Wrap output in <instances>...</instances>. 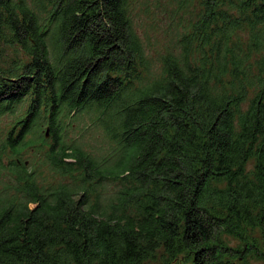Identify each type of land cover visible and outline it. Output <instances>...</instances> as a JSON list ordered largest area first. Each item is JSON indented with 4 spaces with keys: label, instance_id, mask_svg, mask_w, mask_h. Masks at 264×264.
<instances>
[{
    "label": "trees",
    "instance_id": "1",
    "mask_svg": "<svg viewBox=\"0 0 264 264\" xmlns=\"http://www.w3.org/2000/svg\"><path fill=\"white\" fill-rule=\"evenodd\" d=\"M173 1L155 71L146 0H0V264L264 263V0Z\"/></svg>",
    "mask_w": 264,
    "mask_h": 264
},
{
    "label": "rangeland",
    "instance_id": "2",
    "mask_svg": "<svg viewBox=\"0 0 264 264\" xmlns=\"http://www.w3.org/2000/svg\"><path fill=\"white\" fill-rule=\"evenodd\" d=\"M147 2V13L144 14L145 10L141 12L136 11V17L139 16L137 21L138 33L141 37V40L144 43L145 54L147 58L154 65L155 71L157 70L158 61L160 60L161 55L164 53V47L169 44L173 45L175 41V36L181 33L180 29L185 24L187 25L190 21L191 16H183L179 13H176V4L173 0H146ZM182 19L180 20V18ZM181 22L180 28H178V23ZM185 21V23H184ZM256 58H253L252 61V70L255 75H258V69L254 63ZM254 97V91H249L248 96L245 100V108L247 107L250 99ZM10 119V118H9ZM9 119L6 117L0 118V145L4 142V139L7 133L10 131L12 124H9ZM12 119V118H11ZM87 118H82L79 122L78 127L85 125L88 120ZM13 123V119H12ZM43 130L46 131V127H43ZM82 133L77 131L73 133L72 138L83 137L81 142L85 143V146L88 150H93L99 155L106 150V142H104L103 135L100 131H90ZM48 139V138H47ZM32 155V154H31ZM25 159H30L35 165H38L40 160L35 157H24ZM8 157L3 155L0 156V167L3 165H8ZM28 165V162H26ZM1 170V169H0ZM47 172V171H46ZM48 175V174H46ZM0 184H1V173H0ZM248 264H264L263 262L250 259Z\"/></svg>",
    "mask_w": 264,
    "mask_h": 264
},
{
    "label": "water",
    "instance_id": "3",
    "mask_svg": "<svg viewBox=\"0 0 264 264\" xmlns=\"http://www.w3.org/2000/svg\"><path fill=\"white\" fill-rule=\"evenodd\" d=\"M45 137H48V129L45 131Z\"/></svg>",
    "mask_w": 264,
    "mask_h": 264
}]
</instances>
